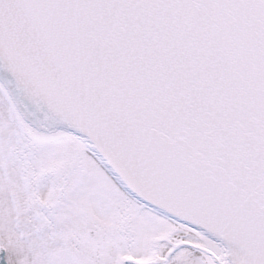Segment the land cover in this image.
<instances>
[{
  "label": "snow or ice",
  "instance_id": "1",
  "mask_svg": "<svg viewBox=\"0 0 264 264\" xmlns=\"http://www.w3.org/2000/svg\"><path fill=\"white\" fill-rule=\"evenodd\" d=\"M0 264H264V0H0Z\"/></svg>",
  "mask_w": 264,
  "mask_h": 264
}]
</instances>
